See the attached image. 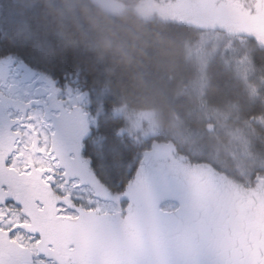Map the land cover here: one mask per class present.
<instances>
[{
  "label": "trees",
  "instance_id": "obj_1",
  "mask_svg": "<svg viewBox=\"0 0 264 264\" xmlns=\"http://www.w3.org/2000/svg\"><path fill=\"white\" fill-rule=\"evenodd\" d=\"M116 1L121 4L114 10L100 0H0V62L21 64L60 90L86 93L90 124L81 127L84 146H122L123 158L114 155L115 174L99 172L100 185L111 193H123L156 143L173 149L171 159L207 165L242 188L264 182V44L249 39L247 76L227 60V50L201 64L189 52L203 26L145 14L143 0ZM59 110L63 116L57 120L64 123ZM142 111L155 117L148 136L127 129V115ZM7 125L2 118L0 131L10 130ZM171 197L170 205L178 206L185 195ZM263 200L254 201L255 211L240 206L233 223L218 224L212 214L211 240L200 243L203 264L211 254L221 264H264ZM167 201L158 207L174 214ZM224 202L233 209L232 200Z\"/></svg>",
  "mask_w": 264,
  "mask_h": 264
},
{
  "label": "rangeland",
  "instance_id": "obj_2",
  "mask_svg": "<svg viewBox=\"0 0 264 264\" xmlns=\"http://www.w3.org/2000/svg\"><path fill=\"white\" fill-rule=\"evenodd\" d=\"M100 1L114 10L121 4L116 0ZM139 7L148 15L203 26L205 31H201L189 52L201 64L213 53L221 51L223 54L227 50V60L234 62L244 75L252 72L250 40L264 44V0H143ZM0 63L3 64L0 66V99L4 100L0 103V120L7 118L10 130L15 127L14 118L25 111L43 114L60 129L62 123L57 120L63 116L58 111L60 107L64 109V121H71L78 128L90 124L84 112L87 100L84 91L60 90L52 82L34 76L21 64ZM9 100L14 101V108L10 106L12 103L5 104ZM127 119L129 131H138L142 136L155 131V117L151 112L128 114ZM172 151L166 143H156L152 158L143 161L135 179L122 194L111 193L98 183L99 193L109 200L101 215L110 217L107 225L113 235L112 241L99 253V264H203L205 258L201 255L200 243L211 240L212 220L218 224L221 221L233 223L232 217L240 206L246 209L254 206L255 211L254 201L264 199L262 180L251 189L242 188L233 181H225L207 165L193 166L182 158H179L180 163L171 159ZM160 169H163L162 174L158 172ZM179 191L185 198L178 206L176 201L170 205L171 196ZM165 198H168L166 208H176L174 214L166 215L158 207ZM226 200L233 201L234 210L223 207ZM208 202L212 205L208 206ZM261 203L264 206V200ZM210 257L209 264H221L212 260V254Z\"/></svg>",
  "mask_w": 264,
  "mask_h": 264
},
{
  "label": "snow or ice",
  "instance_id": "obj_3",
  "mask_svg": "<svg viewBox=\"0 0 264 264\" xmlns=\"http://www.w3.org/2000/svg\"><path fill=\"white\" fill-rule=\"evenodd\" d=\"M13 123L0 131V264H99L113 239L99 172L115 174L122 146L85 147V129L71 121L57 129L38 112Z\"/></svg>",
  "mask_w": 264,
  "mask_h": 264
}]
</instances>
